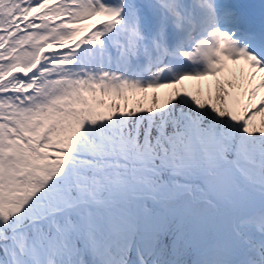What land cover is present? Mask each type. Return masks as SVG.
<instances>
[{
  "label": "snow or ice",
  "instance_id": "6c2138e0",
  "mask_svg": "<svg viewBox=\"0 0 264 264\" xmlns=\"http://www.w3.org/2000/svg\"><path fill=\"white\" fill-rule=\"evenodd\" d=\"M0 264H264V0H0Z\"/></svg>",
  "mask_w": 264,
  "mask_h": 264
},
{
  "label": "rangeland",
  "instance_id": "374dc122",
  "mask_svg": "<svg viewBox=\"0 0 264 264\" xmlns=\"http://www.w3.org/2000/svg\"><path fill=\"white\" fill-rule=\"evenodd\" d=\"M259 119H260V117H259ZM259 119L257 120V122H259Z\"/></svg>",
  "mask_w": 264,
  "mask_h": 264
}]
</instances>
